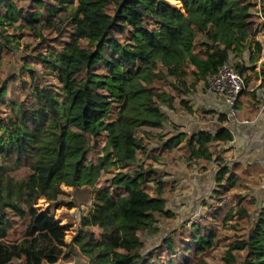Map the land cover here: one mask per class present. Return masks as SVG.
Returning <instances> with one entry per match:
<instances>
[{"label":"trees","instance_id":"obj_1","mask_svg":"<svg viewBox=\"0 0 264 264\" xmlns=\"http://www.w3.org/2000/svg\"><path fill=\"white\" fill-rule=\"evenodd\" d=\"M66 2L76 3L68 39L60 49L37 55L60 82L63 95L39 80L29 59L24 74L0 84V101L11 106L10 113L0 115V264L16 259L54 264L76 248L90 264H156L152 253L148 258L143 254L145 244L138 232L153 231L157 216L172 212L166 209L163 181L152 165L139 163L133 169L138 153L147 151L135 129L161 127L166 116L160 106L173 104L174 91L188 93L216 73L232 53L240 56L251 48L253 3L179 0L181 7L171 0H57L56 6L40 0L29 12L14 0H0V25L19 19L35 28L41 21L48 25L62 14ZM64 19L59 32L69 20ZM254 47L248 62L236 63L248 87L249 69L255 71L261 42L255 41ZM261 73L264 80V66ZM169 76L178 82L169 83ZM161 81L169 87H158ZM228 137L224 128L216 133L180 132L166 141L165 148L181 144L187 159H210L212 142ZM97 148V157H90ZM20 168L25 169L24 176H16ZM150 182L157 185L154 192L148 190ZM63 185L94 191L92 207L69 242L71 225L54 211L64 204L74 206L62 197ZM39 197L48 201L46 207L36 205ZM214 236H206L196 250L211 248ZM235 249L244 255L236 256ZM224 260L264 264V206L247 236L231 244ZM184 261L212 264L203 257Z\"/></svg>","mask_w":264,"mask_h":264},{"label":"rangeland","instance_id":"obj_2","mask_svg":"<svg viewBox=\"0 0 264 264\" xmlns=\"http://www.w3.org/2000/svg\"><path fill=\"white\" fill-rule=\"evenodd\" d=\"M14 1L17 5H21L23 10L32 12L38 8L40 0ZM47 1L56 6L59 5L57 0ZM171 1L179 6L182 5L181 2L178 3L179 0ZM249 1L253 3L250 7L252 14L249 19V29L252 33L251 48H255L254 42L257 40L262 44L261 55L253 63L255 71L249 69L252 81L248 89L252 91L254 88L253 91H256V85L264 82L261 73L264 66V11L261 0ZM75 7L76 3H64L61 15L55 16L53 22L48 25H44L43 21L39 22L37 28L31 27L23 19L0 25V44L3 45L0 51V84L13 76L18 77L24 74L23 66L29 59L37 70L39 80L44 84H50L58 94H62L60 82L47 66L37 60V55L40 52L46 53L60 49L63 39H68V31L71 29V11ZM62 16L63 19L67 16L64 20H69L65 23V29L59 32ZM82 43L87 42L82 41ZM198 46L197 42V48ZM251 48H246L243 52V59L246 62L249 60ZM160 68V73L163 74L164 71L162 67ZM171 80L172 78L168 77L169 83L178 82ZM28 81H30L29 77ZM157 86L169 87L162 81ZM203 90V82L199 81L188 93L179 94L174 91L175 108L162 106L170 120L175 122L172 125L167 123L163 128L136 127L135 129L136 137L147 146V151L138 153V160L133 169L137 168L139 163H144V166L152 165L158 172L157 177L163 181L166 209L172 212V215H158L153 231L138 232L145 244L143 254L148 258V255L152 253L151 259L156 264H185L184 260L187 258L195 261L200 257L212 264H225L224 256L227 249L233 242L247 236L264 204V164L259 157L251 158L252 147L248 151H242L241 155H234L236 144L227 147V143L215 141L211 146L212 160L187 159L186 148L181 147V144L173 150L165 148V142L176 135V132L190 135L200 130L210 132L216 130L217 122L221 121L219 110L208 108L211 100L202 102L195 97V95L199 96ZM9 96L10 94L6 97ZM239 105L240 115L251 117L256 110V99L243 93ZM10 109V105L0 101V115L10 113ZM99 139L103 140L104 136ZM99 152V148L92 150L90 157L96 158ZM155 155L158 159L154 157ZM25 174L24 168L16 170V176ZM109 175L110 173L105 174L101 182H104ZM156 187V183L150 182L148 190L154 192ZM63 188L66 193L62 197L66 201H72L74 206L64 204L54 211L56 217L63 223L71 225L66 234V240L69 242L82 227V216L92 207L94 191L93 187L89 186L73 188L63 185ZM36 205L46 207L48 201L45 198L41 200L39 197ZM229 216L231 218H228ZM94 230L99 235L100 229ZM208 235H215L214 245L202 252L197 251L199 243H202ZM233 253L242 257L245 251L235 249ZM90 261L89 257L76 248L72 255L69 254L67 258H62L54 264H90ZM12 264L24 263L23 260L16 259Z\"/></svg>","mask_w":264,"mask_h":264},{"label":"built area","instance_id":"obj_3","mask_svg":"<svg viewBox=\"0 0 264 264\" xmlns=\"http://www.w3.org/2000/svg\"><path fill=\"white\" fill-rule=\"evenodd\" d=\"M243 60H245L243 59V53L240 56L232 53L230 59L225 62L216 73L210 74L206 81H200L203 82L204 90L199 96L194 95L197 99L202 100V102L211 100L208 108H216L219 110L221 121L217 122V128L212 133H216L224 128L228 131L230 137L224 141L218 140V142L227 143V147L236 144V150L233 152L234 155H241L242 151H248L252 147L253 150L250 154L251 158L254 159L259 157L264 164V82L262 81V83L256 85V91H253L254 88L252 91L248 89L244 76L236 68V63ZM169 77L172 78V82L177 80L175 76ZM193 88H191L190 91H192ZM244 90L245 92H254L255 94L251 97L256 99V110L251 117L241 116V110L238 108L240 106L239 101L241 96L245 93ZM184 102L186 103L185 100ZM164 105L175 108V100L172 105L163 104L160 106L161 111L166 116V120L161 128L167 123L172 125L174 122L170 120L167 112L163 111L162 106ZM175 134H177V132ZM203 160H212V158ZM87 213L88 212H85L84 215Z\"/></svg>","mask_w":264,"mask_h":264}]
</instances>
